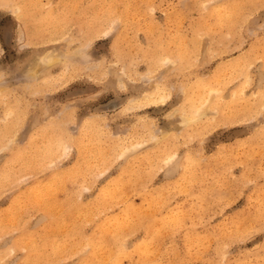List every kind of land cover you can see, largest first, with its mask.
<instances>
[{
  "label": "rangeland",
  "instance_id": "obj_1",
  "mask_svg": "<svg viewBox=\"0 0 264 264\" xmlns=\"http://www.w3.org/2000/svg\"><path fill=\"white\" fill-rule=\"evenodd\" d=\"M5 246L264 264V0H0Z\"/></svg>",
  "mask_w": 264,
  "mask_h": 264
},
{
  "label": "snow or ice",
  "instance_id": "obj_2",
  "mask_svg": "<svg viewBox=\"0 0 264 264\" xmlns=\"http://www.w3.org/2000/svg\"><path fill=\"white\" fill-rule=\"evenodd\" d=\"M5 253V256L0 258V264H24V261L17 257V250L14 247L5 246Z\"/></svg>",
  "mask_w": 264,
  "mask_h": 264
}]
</instances>
